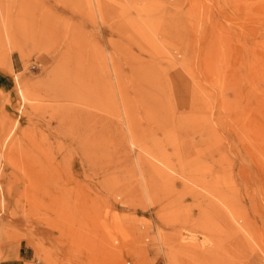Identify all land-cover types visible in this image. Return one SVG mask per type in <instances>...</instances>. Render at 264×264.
<instances>
[{
    "label": "rangeland",
    "instance_id": "374dc122",
    "mask_svg": "<svg viewBox=\"0 0 264 264\" xmlns=\"http://www.w3.org/2000/svg\"><path fill=\"white\" fill-rule=\"evenodd\" d=\"M0 264H264V0H0Z\"/></svg>",
    "mask_w": 264,
    "mask_h": 264
},
{
    "label": "bare ground",
    "instance_id": "6f19581e",
    "mask_svg": "<svg viewBox=\"0 0 264 264\" xmlns=\"http://www.w3.org/2000/svg\"><path fill=\"white\" fill-rule=\"evenodd\" d=\"M167 173H168V172H167ZM162 175H163V174H162ZM170 180H171V181H174V180H172V179H170ZM170 180H169V181H170ZM170 184H171V182H170ZM171 186H172V185H171ZM207 200H208V199H207ZM202 255H203V254H202ZM204 257H205V256H204Z\"/></svg>",
    "mask_w": 264,
    "mask_h": 264
}]
</instances>
